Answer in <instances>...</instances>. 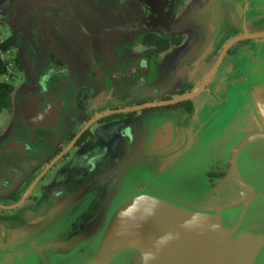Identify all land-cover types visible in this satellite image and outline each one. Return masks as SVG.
Returning a JSON list of instances; mask_svg holds the SVG:
<instances>
[{
    "label": "water",
    "instance_id": "water-1",
    "mask_svg": "<svg viewBox=\"0 0 264 264\" xmlns=\"http://www.w3.org/2000/svg\"><path fill=\"white\" fill-rule=\"evenodd\" d=\"M147 1L150 11L133 26L193 36L166 64L169 77L194 83L185 95L194 101L193 113L180 125L170 115L134 120L141 130L136 136L129 125L116 128L105 139L122 150L106 178L76 192L59 178L49 202L0 219V264H264V26L250 24L264 15V0H190L174 16L172 0ZM71 10L88 17L98 12L86 0L46 6L6 0L0 17L19 30V17L68 18ZM163 15L172 19L145 20ZM127 16L117 13L115 33L104 43L129 33ZM36 21L68 46L79 37L78 20ZM227 23L253 43L242 54L208 61ZM62 70L43 66L32 89L16 100L22 123L1 141L0 183L16 181L30 157L49 154L62 106L48 81ZM134 139L148 152L146 165L127 157Z\"/></svg>",
    "mask_w": 264,
    "mask_h": 264
},
{
    "label": "flooded vegetation",
    "instance_id": "flooded-vegetation-1",
    "mask_svg": "<svg viewBox=\"0 0 264 264\" xmlns=\"http://www.w3.org/2000/svg\"><path fill=\"white\" fill-rule=\"evenodd\" d=\"M102 1L119 5L125 0ZM189 1L172 0L171 16L181 13ZM170 17L149 16L145 20H171ZM36 18L72 20L59 17ZM250 24L254 27L264 26V15L253 18ZM7 27V36H11L15 42L11 48L14 50L13 71L15 76V72L19 73V97L29 85V80L35 78L43 66L52 64L63 68L48 81L51 90L60 98L62 120L55 127L49 154L42 158L30 157L16 181L0 183L2 220L11 218L18 211L20 214L23 209H34L43 202H49L59 178L65 179V186L71 192L78 191L87 183L106 178L102 176L115 161L119 150H122L121 146H116V141L109 140L112 134H117L116 128L129 125L132 135L136 136L141 130L139 124L133 125L134 120L152 114L170 115L180 125L183 116H191L194 111V101L185 97L194 88V83L172 79L166 69L170 55L184 42L193 39L190 33L148 29L119 36L105 43L102 49L84 44L79 50L69 51L68 45L60 40L62 38L55 37L57 41L43 25L32 27L27 32L21 27L19 30ZM240 34H243L242 29L227 23L207 60L216 59L220 55L226 60L242 54L253 42L239 37ZM254 51L249 50L253 56H257L259 51ZM27 61H33L28 73ZM6 109L7 119L0 128V144L5 132L11 133L18 123H22V114L19 113L17 117L14 102ZM136 140L128 144L127 157L134 164L145 159L143 163L146 165L148 152L142 141ZM87 156L90 158L87 159ZM86 163L93 171L85 170ZM69 166L72 167L68 169ZM119 167L113 168L111 173L114 175L107 176V183L117 177L114 172L117 173Z\"/></svg>",
    "mask_w": 264,
    "mask_h": 264
},
{
    "label": "rangeland",
    "instance_id": "rangeland-1",
    "mask_svg": "<svg viewBox=\"0 0 264 264\" xmlns=\"http://www.w3.org/2000/svg\"><path fill=\"white\" fill-rule=\"evenodd\" d=\"M5 1L6 0H0V8L2 7ZM36 1L42 6L49 5L53 2V0H36ZM86 1L92 7L97 8L98 12L94 14V17H88L86 15L81 14L80 12H74L73 10H71V16L68 18H72V20L79 21L77 22V25L73 27L74 31L76 32V34L79 35V37H76V40H75V36H72L73 38L72 45L67 47L69 51L79 50L81 46H84V44H88L94 48H99V49L104 48L105 43L101 39L110 37L115 33V30L113 29V27L115 26L114 20H120V19H117L116 17L118 12H124V13L129 14V16L125 17L123 20L126 21L125 25L127 26V28L129 27L131 28L127 30V32L129 33L123 36H126L128 34H133V33H141L145 31L144 26L141 25V23L136 24L134 26L132 23H134V20H144V16L146 15L148 11H150V7L148 6L147 0H125L123 3L119 5L111 4L108 2L106 3L102 0L101 1L104 2L103 5H96L94 0H86ZM0 18H1L0 19V35L2 38H5L8 35L9 29L7 25L5 24L6 17L2 16ZM90 18H94L92 20H99L100 24L102 25H99L98 23L91 24L89 21L85 22V20H91ZM35 19L37 18L36 17L34 18L19 17V27H21L25 32H27V30H29L32 27H39V24ZM27 47H29L28 44H27ZM12 49L13 48H11L8 52H5L3 54V57L6 60H8V73L4 76L0 75V80H6L14 84L13 91L10 94V99H11V102H14L15 104L16 100L19 98V73L17 74V72H15L16 73V76H15L14 71H13L14 50ZM32 62L29 63L27 61L28 65H26V67L29 66L27 68V73L30 69V65L32 64ZM29 81H30L29 85L26 86L22 94L32 89L33 84H34V78L30 79ZM7 113H8V109L6 108H2V110L0 111V128H2L3 125H5V122L7 119L6 117ZM7 134L8 132H5L3 136L5 137Z\"/></svg>",
    "mask_w": 264,
    "mask_h": 264
},
{
    "label": "trees",
    "instance_id": "trees-1",
    "mask_svg": "<svg viewBox=\"0 0 264 264\" xmlns=\"http://www.w3.org/2000/svg\"><path fill=\"white\" fill-rule=\"evenodd\" d=\"M14 39L11 36H6L0 41V75L4 76L8 72V60L3 57V54L11 49L14 45ZM12 82L0 80V111L2 108H9L11 104L10 94L13 91Z\"/></svg>",
    "mask_w": 264,
    "mask_h": 264
},
{
    "label": "built area",
    "instance_id": "built-area-1",
    "mask_svg": "<svg viewBox=\"0 0 264 264\" xmlns=\"http://www.w3.org/2000/svg\"><path fill=\"white\" fill-rule=\"evenodd\" d=\"M2 39H1V37H0V41H1Z\"/></svg>",
    "mask_w": 264,
    "mask_h": 264
},
{
    "label": "crops",
    "instance_id": "crops-1",
    "mask_svg": "<svg viewBox=\"0 0 264 264\" xmlns=\"http://www.w3.org/2000/svg\"><path fill=\"white\" fill-rule=\"evenodd\" d=\"M0 37H1V35H0ZM1 39H3V38L1 37Z\"/></svg>",
    "mask_w": 264,
    "mask_h": 264
}]
</instances>
